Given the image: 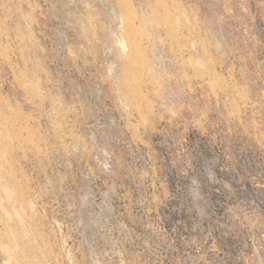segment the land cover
Returning a JSON list of instances; mask_svg holds the SVG:
<instances>
[{
    "label": "rangeland",
    "instance_id": "1",
    "mask_svg": "<svg viewBox=\"0 0 264 264\" xmlns=\"http://www.w3.org/2000/svg\"><path fill=\"white\" fill-rule=\"evenodd\" d=\"M0 264H264V0H0Z\"/></svg>",
    "mask_w": 264,
    "mask_h": 264
}]
</instances>
